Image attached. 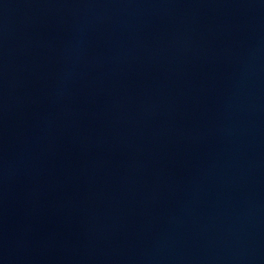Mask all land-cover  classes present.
I'll return each instance as SVG.
<instances>
[{
	"label": "water",
	"instance_id": "95a60500",
	"mask_svg": "<svg viewBox=\"0 0 264 264\" xmlns=\"http://www.w3.org/2000/svg\"><path fill=\"white\" fill-rule=\"evenodd\" d=\"M0 264H264V0H0Z\"/></svg>",
	"mask_w": 264,
	"mask_h": 264
}]
</instances>
